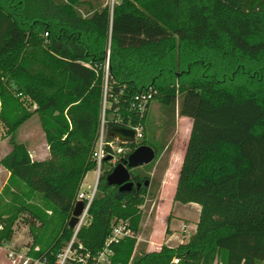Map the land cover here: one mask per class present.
I'll list each match as a JSON object with an SVG mask.
<instances>
[{
	"label": "trees",
	"instance_id": "trees-1",
	"mask_svg": "<svg viewBox=\"0 0 264 264\" xmlns=\"http://www.w3.org/2000/svg\"><path fill=\"white\" fill-rule=\"evenodd\" d=\"M76 61L93 69L83 85L74 81L78 90L71 80L80 68ZM147 87L151 97L139 115L129 102ZM102 99L105 139H113L108 128L114 124L141 127L135 140L118 138L128 147L122 157L140 143L155 154L129 169L133 185L124 191L105 183L112 166L103 158L108 168L99 173L73 238V228L62 223L58 237L25 253L53 263L69 244L88 261L118 218L135 235L134 213L144 194L152 197L158 188L176 114L189 117L190 127L172 198L199 204L195 229L186 242L157 249L125 236L111 245L108 264H261L264 0H0V120L10 132L9 150L0 157L6 182L21 179L69 217L80 178L93 165ZM153 99L156 124L154 115L146 116ZM24 103L38 112L49 148L44 159H30L15 138L30 114ZM18 219L35 232L37 212L19 203L0 211V246L11 240Z\"/></svg>",
	"mask_w": 264,
	"mask_h": 264
},
{
	"label": "rangeland",
	"instance_id": "rangeland-1",
	"mask_svg": "<svg viewBox=\"0 0 264 264\" xmlns=\"http://www.w3.org/2000/svg\"><path fill=\"white\" fill-rule=\"evenodd\" d=\"M104 1H106L110 5L114 0ZM76 62L78 63V65H80V68L79 70H77V73H75L74 78L72 79L71 77V80L73 87L78 90L76 82L81 85H83L84 82H87L90 76V71H93V69L87 66L85 63L79 61ZM103 100L104 99H102V102ZM27 106L30 114L15 128V138L16 140L21 141L26 145V149L30 159H44L48 156L49 148L45 139L44 132L40 126L38 112L33 110V103H30V105ZM155 107L156 101L153 99L150 101L146 116L152 117V115H154L156 111ZM108 115H110V113ZM154 117L155 118L152 121L153 124H156L158 118L157 114L154 115ZM189 127V117L174 114L173 129L170 136L166 140L169 146L166 155H164V157H166V164L165 167L158 173V177L160 179L158 188L156 189L154 196L152 197L149 196V193L144 194L142 202L137 205V210L134 213L138 220L136 228L137 231L135 235H133L135 238L133 244L139 241H143L142 238L147 237L149 230L154 224L153 218L157 205L160 204L161 206L163 204V206H165L168 200L173 199V186L170 185H174L177 171L184 152V147L187 141ZM8 130L9 129L7 128V126L3 123L2 120H0V157L9 150L8 137L10 135V132ZM144 131L147 135L145 127ZM101 168L102 171L106 170L108 168V163L103 161L101 164ZM7 175L8 171L4 169V167L0 164V211L4 212L19 203H26L29 207L33 208L37 212L39 220L38 223L35 224L36 230L33 233V231L30 232L28 230L25 223L18 219L14 223V234L11 240L3 245L4 248H0V252H4L8 257L11 253L14 255L16 253H24V255H28L25 253L27 249L34 250L36 248H39L40 246H44L45 243L50 242L54 237H58L60 233L59 226L60 224H65L67 222L68 216L64 217L58 211V209L53 206V204L43 198L40 193L30 190L21 179L13 177L11 181L6 182V179L8 177ZM93 175L94 172L92 167L86 169V171L80 178L81 186L78 187V191L84 190L86 191V194L89 192L91 183L93 181ZM181 204L182 203L176 206L177 211L180 214V219H184V217L191 219V216H193V210L189 209L188 206H184ZM173 211L174 209H172L171 207L168 212H164L161 217L162 220L160 219L157 222L159 228H161V224L163 223V221H165L169 216L172 215ZM165 231H168V229L166 228ZM65 247L67 246H61L60 250L64 249ZM72 251L74 252V250ZM5 254L0 255V264L3 262L5 264H8L10 262L9 258H7ZM73 254H76L78 256L79 252L75 251ZM116 264H122L120 262V259L117 260ZM261 264H264V260L261 262Z\"/></svg>",
	"mask_w": 264,
	"mask_h": 264
},
{
	"label": "built area",
	"instance_id": "built-area-1",
	"mask_svg": "<svg viewBox=\"0 0 264 264\" xmlns=\"http://www.w3.org/2000/svg\"><path fill=\"white\" fill-rule=\"evenodd\" d=\"M43 34L46 35V31H44ZM150 97L151 90L149 87H147V89L140 91L139 93L133 94L132 99L129 102V107L132 108L134 111H137V113L141 115L145 109V103L149 100ZM104 104L105 103L103 100L99 115L97 135L90 151V159L93 163L92 169L94 172L93 181L91 183V188L87 194L84 190H77L76 192L75 201L78 199L82 200L83 206L81 212L78 214L77 222L72 227L73 232L71 235V239L73 238L79 225L84 223L86 220L87 208L96 189L97 178L102 170L101 164L103 158L105 156H108L107 159L109 161V164L113 166L123 156V153L128 148L126 145L117 142L118 137L116 136H114L113 139L104 138ZM124 126L132 128L134 130L132 140H135L136 138L141 136L142 131L139 124ZM133 235V231L128 226L127 220L118 218L114 222H112L110 230L107 236L104 238L101 247L93 255L90 256L88 261L84 256H81L80 252L78 256L76 254H73L76 250L75 248H70L69 244L66 245L67 247L56 253L53 263H49L46 256L33 258L28 255H24V253H16L15 255L11 253L9 257L12 261V264H108L110 261V255L112 253L111 245L113 243L118 242L121 238L125 236ZM72 250H74V252ZM16 256H18L17 261L14 260ZM85 256H87V254H85ZM171 261L176 262L177 258L173 257Z\"/></svg>",
	"mask_w": 264,
	"mask_h": 264
},
{
	"label": "water",
	"instance_id": "water-1",
	"mask_svg": "<svg viewBox=\"0 0 264 264\" xmlns=\"http://www.w3.org/2000/svg\"><path fill=\"white\" fill-rule=\"evenodd\" d=\"M108 133L119 139L132 140L134 130L123 125L114 124L108 128ZM153 156L154 150L150 145L144 143L136 145L125 157H121L106 173L104 177L105 183L108 185H115L116 189L119 191L129 190L133 185V181L130 179L129 169L149 162ZM104 158L106 159L108 156ZM138 184L139 182L134 183V185ZM82 206V200L78 199L74 202L67 220L68 227L72 228L75 225Z\"/></svg>",
	"mask_w": 264,
	"mask_h": 264
},
{
	"label": "crops",
	"instance_id": "crops-1",
	"mask_svg": "<svg viewBox=\"0 0 264 264\" xmlns=\"http://www.w3.org/2000/svg\"><path fill=\"white\" fill-rule=\"evenodd\" d=\"M175 181H174V185H175ZM174 185L171 184L170 186H173L174 189ZM179 202L180 201L172 199V200H168L165 206H163V204L161 206L160 204L157 205V207L155 208V215L153 218L154 224L152 225V228L149 230L147 237L142 238V240L146 242L145 245L147 246V249H157V246L159 247L160 244L162 243L165 245L174 246L177 243L186 242L189 234L194 231L195 222L197 220L198 212H199V204L194 201L180 202L182 203L181 205L188 206L189 209L193 210V216H191V219H188L187 217H184V219H180V214L176 208V206L180 204ZM171 207L172 209H174L172 215L169 216L168 219L163 221V223L161 224L162 229L159 228L157 222L161 219L164 212L165 211L168 212ZM166 228L168 229V231H165ZM0 248H4V246H0ZM2 254L5 253L0 252V255ZM6 257L9 258L10 260L8 264H12L10 257L8 256ZM17 259L18 256H16L14 260L17 261ZM1 264H5V263L3 262ZM213 264H217V263H213Z\"/></svg>",
	"mask_w": 264,
	"mask_h": 264
}]
</instances>
